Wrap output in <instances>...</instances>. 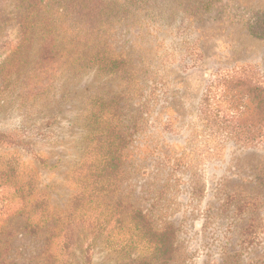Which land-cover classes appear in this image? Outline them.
I'll list each match as a JSON object with an SVG mask.
<instances>
[{
	"label": "rangeland",
	"instance_id": "1",
	"mask_svg": "<svg viewBox=\"0 0 264 264\" xmlns=\"http://www.w3.org/2000/svg\"><path fill=\"white\" fill-rule=\"evenodd\" d=\"M44 1L49 5L39 13L45 8L53 17L60 51L77 24L56 16L55 0ZM107 1L112 9L102 14L98 43L123 56L125 72L62 78L44 109L26 111L19 109L14 75L15 90L0 106V133L19 135L28 145L0 140V157L16 158L21 176L34 177L59 214L74 189L69 172L91 96L117 100L121 127L137 130L127 145L121 194L153 226L171 225L167 263L264 264V134L247 143L230 130L239 122L225 119L240 111L232 101L236 91H264V36L251 32L264 25V0ZM40 39L34 34L24 45L32 59ZM21 73L32 81L30 68ZM205 108L217 113L215 120ZM263 114H244L248 121L239 127H264ZM23 222H0V264H47L44 235H26ZM77 239L73 261L80 264L84 242ZM92 258L93 264L112 263L101 245Z\"/></svg>",
	"mask_w": 264,
	"mask_h": 264
},
{
	"label": "trees",
	"instance_id": "2",
	"mask_svg": "<svg viewBox=\"0 0 264 264\" xmlns=\"http://www.w3.org/2000/svg\"><path fill=\"white\" fill-rule=\"evenodd\" d=\"M55 1L60 5L56 16L71 18L77 24L70 37H64L68 41L64 45L67 49L63 47L60 51L53 17L46 14L47 9H43L45 14L38 9L49 2L0 0V106L8 100V92L15 90V80L11 82L14 75L20 80L16 89V97H20L19 109L26 111L44 109L57 93L62 78L89 70L96 74L125 72L123 56L109 54L98 43L102 14L112 9L111 3L107 0ZM251 32L263 37L264 25L260 24L257 29L252 27ZM34 34H40L41 39L32 59L25 53L24 45ZM91 42L96 45L92 47ZM59 58L65 62H60ZM25 68H30L32 81L21 73ZM235 93L237 100L232 101L240 106V111L235 116L223 117L231 121L236 119L239 123L230 130L252 143L264 134V127L239 125L248 121L244 114L256 119L264 113V91L254 87ZM117 109L119 112L123 109L117 100L104 103L101 94L91 96V108L84 123L87 127H81L79 133V155L69 172L74 189L59 214L51 211L48 198L38 190L35 178L21 176L16 158L0 157V222L21 217L26 235H44L42 254L47 264H75L78 245L75 239L81 236L84 246H81L80 264H93L92 252L96 245H101L112 256L111 264H168L171 225L153 226L146 212L121 194L127 179L126 149L137 130L121 127L125 124L119 121ZM204 111L209 118L215 120L217 117L211 109ZM17 136L20 137L0 133V140H10L12 146L28 145ZM31 154L40 165L46 166L44 158L37 153Z\"/></svg>",
	"mask_w": 264,
	"mask_h": 264
}]
</instances>
